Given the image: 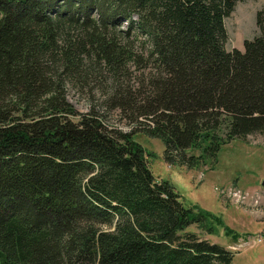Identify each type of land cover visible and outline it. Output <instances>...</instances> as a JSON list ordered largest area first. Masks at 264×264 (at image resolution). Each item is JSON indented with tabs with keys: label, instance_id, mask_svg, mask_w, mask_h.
Segmentation results:
<instances>
[{
	"label": "trees",
	"instance_id": "obj_1",
	"mask_svg": "<svg viewBox=\"0 0 264 264\" xmlns=\"http://www.w3.org/2000/svg\"><path fill=\"white\" fill-rule=\"evenodd\" d=\"M241 1L0 0V264H235L187 231L221 219L157 181L134 135L190 168L264 136V7L226 48ZM104 74L79 112L69 90ZM116 108L138 127L110 125Z\"/></svg>",
	"mask_w": 264,
	"mask_h": 264
},
{
	"label": "rangeland",
	"instance_id": "obj_2",
	"mask_svg": "<svg viewBox=\"0 0 264 264\" xmlns=\"http://www.w3.org/2000/svg\"><path fill=\"white\" fill-rule=\"evenodd\" d=\"M264 7V0H245L237 4L226 19L228 31L227 50H244V42L253 39L259 32L257 13ZM127 23V22H126ZM126 23L124 26L126 27ZM134 69L135 67L132 66ZM131 83L136 80L137 70H132ZM107 74L100 82L89 86L73 85L68 98L79 112H87L92 95L96 101L105 96L103 85ZM107 82V83H106ZM108 122L124 130L138 127L130 124L129 118L120 109H112ZM134 125V126H132ZM135 141L145 150L149 167L157 181L169 180L180 194L186 206L200 207L220 217L221 223L215 232H207L197 225L187 231L196 232L202 238L218 243L234 253L235 264H264V136L257 132L246 139H235L223 145L216 161L208 160L199 167L169 163L166 161L164 143L143 132L134 135ZM196 154H199L196 151ZM224 226L240 233L239 239L227 236Z\"/></svg>",
	"mask_w": 264,
	"mask_h": 264
}]
</instances>
